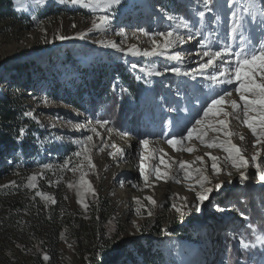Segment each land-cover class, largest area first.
Returning a JSON list of instances; mask_svg holds the SVG:
<instances>
[{
	"label": "rangeland",
	"instance_id": "rangeland-1",
	"mask_svg": "<svg viewBox=\"0 0 264 264\" xmlns=\"http://www.w3.org/2000/svg\"><path fill=\"white\" fill-rule=\"evenodd\" d=\"M167 1L122 0L121 5L108 12L99 9L93 12L71 3L60 4L59 0H47L45 6H36L33 0H20L19 3L12 0L13 9L19 15H26L22 22L20 16H12L8 9L0 10V95L22 99L26 112L32 113L29 117L38 128L28 141L27 152L19 158L23 163L26 156L30 168L23 173L16 169L0 180V198L19 206L11 212L0 208V216L7 213L13 217L9 221L0 218V264H118L126 250L132 248L128 242L131 238L151 239L152 249L163 253L169 264H264V244L256 242L257 235H264V182L255 175L252 161L259 150L257 160L264 167V146L255 145L256 137L243 123L242 112L239 119L236 115L227 118L226 130H208L204 143L194 138L177 145V148L194 146L191 153L177 151L167 143L172 135L186 134V129L202 115L201 108L210 97L225 88L233 89L232 85H212L208 77L217 69L210 67L200 71V64L207 62L202 53L226 46L238 51L239 39H232L231 29L241 17L245 37L250 35L254 42L258 41L261 36L259 18L253 22L243 11L252 0H237V6L226 8L225 15L217 13L211 4L208 7L212 10L207 11L203 0ZM48 5L55 10H65L42 17L38 11ZM200 11L205 12L202 18L198 15ZM100 15L109 16L104 26L106 31L92 28V20ZM33 16L37 17L36 21ZM169 16L174 19H168ZM180 18L188 21V29L175 27ZM200 23L203 25L199 29ZM73 24L76 27H72ZM121 29L126 36L118 34ZM173 30L185 40L161 54L144 56L128 50L131 45L141 53L151 50V41L144 32L151 35ZM80 32L87 33L84 39L79 38ZM189 32L191 39H188ZM45 34L47 42L42 38ZM57 34L70 39L58 40ZM111 42L118 48L105 46ZM176 52L181 54L180 60L167 58ZM225 59L232 61L234 57L229 55ZM99 61L108 65L122 63L144 81L147 94L139 127L132 124L131 114L117 115L116 105L111 106L114 98L104 104L100 98L92 107L86 104L80 108L67 98V92L74 90V85L89 78L82 68ZM26 64L30 67L23 70ZM173 67L189 75H177L171 71ZM152 70L159 74L149 75ZM23 80L28 81L27 87L19 86ZM231 99L242 103L234 91ZM158 109L163 112L161 117L155 114ZM226 110L232 111L227 106ZM97 119L108 120L109 124L105 127L95 125ZM88 120L96 126L99 136L88 130ZM77 124L84 127L77 130L73 127ZM113 130L121 135L127 133L122 136L134 142V158L139 165L141 155L149 157L144 161L146 171L153 167L165 170L160 162V156L164 155L168 164L173 160L193 162V169H203L213 183L225 181L223 189L213 192L210 200L197 211L195 192L191 190L199 188L197 173L193 171V179L185 180L178 164H172L166 180L156 181L151 177L159 186L166 183L160 198L155 193L160 189L143 194L138 187L134 190L138 197L131 202L123 200L121 194L126 179L116 177L107 169L101 170V163L111 158L109 153L115 151L107 135ZM87 135H93L94 147L90 155L95 168L89 167L82 156L73 155L81 151V142ZM144 139L149 141L147 149L140 143ZM225 141L239 147L249 160V166L241 169L248 175L247 181L240 180L223 147L207 146ZM105 144L108 147H104ZM208 154L217 157V164L222 168L219 176L213 173ZM196 156L203 157V163L196 161ZM68 158H71L69 167L83 161L82 171L87 174L85 179L91 183L95 195L79 186L81 171L73 173L63 167ZM33 175L36 188L28 186V177ZM134 179L128 176V180ZM12 181L16 186H10ZM139 182H144L141 175ZM69 183L74 187L69 188ZM37 191L53 197L56 203L46 202L36 195ZM144 196H151L156 204H149ZM81 199L88 205L87 210L79 202ZM173 203L184 206L183 216L172 208ZM98 220L105 223L104 229L98 227ZM249 224L253 228H249ZM176 226L186 228V232L169 230ZM158 229L161 232L158 233ZM244 243L255 246L245 248ZM44 255L49 257L47 261Z\"/></svg>",
	"mask_w": 264,
	"mask_h": 264
},
{
	"label": "snow or ice",
	"instance_id": "snow-or-ice-1",
	"mask_svg": "<svg viewBox=\"0 0 264 264\" xmlns=\"http://www.w3.org/2000/svg\"><path fill=\"white\" fill-rule=\"evenodd\" d=\"M19 3L20 0H17ZM36 6H45L47 4V0H33ZM212 2V0H203L204 7L207 11H211L212 9L208 7V5ZM60 4H68L79 5L83 8L90 9L91 11L101 10L104 12H108L114 8V6H119L122 3V0H59ZM243 11L247 13L253 22H256L259 18V25L261 36L260 39L256 42L253 41V38L249 35L245 37L243 32V18H238L237 23L231 29L232 39L235 41L239 39V44L237 45L238 51H233L231 46H226L220 48L218 50L212 51L211 49L208 51H204L202 55L207 57L206 63L200 64V71L203 72L204 69L214 67L217 69V72H214L212 75L208 77V79L212 82V85L223 86V85H232L233 89L230 91L228 89H224L222 92L217 93L215 96L210 97L209 101L202 106L201 111L202 115H200L195 122L186 129V134H181L179 136L172 135L171 138L167 141L171 147L177 151H186L193 152L194 146H186L177 148V145H182L184 141H191L194 138L199 139L201 143H204L205 137L208 134V130H213L216 132H220L226 130L228 128V120L227 118L231 115H236V118L239 119V113L243 114V123L250 129L252 135L256 137L255 145L264 146V0H252L248 6L244 7ZM198 15L202 18L205 15L204 11L198 12ZM235 16V13H233ZM32 19L34 21L37 20V17L33 16ZM168 19H174V17L169 16ZM109 22L108 15H100L92 20V28L97 30H107L104 26H106ZM72 27H76L75 24ZM176 28H189L188 21L183 18L179 19V22L175 25ZM91 30V29H90ZM41 31H44L41 29ZM143 31V30H141ZM121 36H126L123 29L118 33ZM145 36H149L151 41V50L145 49L142 53L136 48L135 45H131L129 47V51L134 54H142L144 56H153L157 54H161L162 51H166L169 48L174 47L178 43H183L185 37L176 31H165V32H157L155 34H149L147 32L143 33ZM199 34V33H197ZM87 33L80 32L78 36L80 39H84ZM132 35H136L133 33ZM45 42H47V35L45 34L42 37ZM192 35L189 32L188 39H191ZM56 39L58 40H66L70 39V37L66 35L57 34ZM100 43H104L100 41ZM202 43V42H201ZM105 46H109L113 49L118 48V45L115 42H111L110 44H106ZM233 56L234 60L229 61L226 60V56ZM168 59L171 60H180L181 54L176 52L174 55L168 56ZM135 67V66H134ZM177 75H189L188 72L181 73V69L179 67H173L171 69ZM159 74L156 73L155 70H152L148 73ZM233 91L238 95L239 101L242 103H238L236 99H231L233 96ZM226 106L232 109L231 112L226 110ZM25 116H32L31 112H25ZM87 125H90L89 131L96 136H99L100 133L97 131L95 125H99L100 127H105L109 124L108 120L97 119L95 121V125L91 120H88ZM74 128L79 130L83 125H73ZM111 131V129H109ZM19 134L22 136L24 134V128H20ZM122 135L127 136V133H122ZM225 135H231L230 132H225ZM243 139V137H241ZM93 135H87L85 139L81 142V151L75 152L73 155L76 157H83L84 161H87V164L91 168H95V165L92 162V158L90 155L93 145ZM141 145L147 149L149 141L147 139L140 141ZM209 148L212 147H223V150L229 153L228 159L231 160L232 166L236 168L239 173L240 180L247 181L248 175L245 172L241 171V169H246L249 166V160L242 155V150L237 147L235 144H232L231 141H225L221 143H209L207 145ZM104 147H108L107 144ZM116 151L110 152L109 155L117 158L119 154L123 151L122 149L116 147V145H112ZM101 151L104 149L101 148ZM161 152L163 150L161 149ZM212 164L211 169L216 176L222 172V168L217 164V157L211 156L208 154ZM259 156V150L257 154L252 157V161L254 162V167L256 169L255 175L258 177L259 181L264 182V167L261 166L262 162H258L257 158ZM149 157L141 155L139 171L140 175L143 177L145 186H150L153 181L151 177L154 176L156 181L166 180L170 176V170H172V164H178V168L183 172V176L185 180L193 179V171L197 173L196 176V184L199 188H193L195 192V200L196 205L195 209L197 211L200 210V205H203L205 202L209 201L213 192H220L223 189L224 184L226 183L223 180H217L213 183V180L205 175L204 170L201 168L193 169L192 163L185 160L175 161L173 160L172 164L165 163L164 155L160 156V162L164 164L165 170H161L159 167H153L151 171H146V164L144 163ZM196 161H200L203 163V157L196 156ZM71 164V158L65 160L63 167L68 168L69 171L73 173L77 171H81V177L79 181V186L83 188L85 191L92 192L95 195V190L92 188L91 183L85 179L87 175L82 171L84 167L83 161L76 166L69 167ZM45 167H51L50 165H46ZM232 173L229 172L228 176H231ZM28 186L30 188H36L37 185L35 183L36 176L28 177ZM177 183H180V180H176ZM230 182V181H228ZM10 186H16L15 181L10 182ZM69 188L74 187L72 183L68 184ZM37 196H41L46 202H51L55 204L56 201L53 197L43 194L39 191L36 192ZM145 199L149 204H156V201L151 197L147 196ZM186 200L187 198H183ZM85 210H87L88 205L84 203L83 199L79 201ZM139 204L140 201L137 200ZM172 208L175 209L177 213L181 216L184 215V206H177L175 203L172 204ZM220 211H224V209H220ZM139 214V209L137 210ZM148 215L151 216V211L148 212ZM135 225V221L133 222ZM249 228H253L252 224L248 225ZM137 231H140L139 225H136ZM164 231V230H162ZM168 233L165 231V235ZM63 238V237H62ZM256 242L264 244V235H257ZM70 246V245H69ZM249 246H255V244L244 243L243 247L248 248ZM43 259L47 261L49 257L44 255Z\"/></svg>",
	"mask_w": 264,
	"mask_h": 264
},
{
	"label": "trees",
	"instance_id": "trees-1",
	"mask_svg": "<svg viewBox=\"0 0 264 264\" xmlns=\"http://www.w3.org/2000/svg\"><path fill=\"white\" fill-rule=\"evenodd\" d=\"M166 2L168 3L167 0ZM167 3L165 4L167 5ZM210 4L217 13L221 12V15H225L226 13L223 12L226 8L237 6V0H224L223 3H220V0H212ZM5 9H8L14 17L20 16L21 22L23 17L26 18L25 14L19 15L13 9L12 0H0V10ZM57 10L62 12L65 9L58 8L55 10L54 6L48 5L39 10L38 13L42 17H48L58 12ZM202 25L203 23H200L198 28L200 29ZM29 67L30 65L26 64L23 70ZM82 70H86L89 78L86 77L82 84L74 85V90L67 92V98L70 102L79 108L86 106V104H90L92 107L100 98H102V104L106 100L114 98L115 103H111V106L116 105L117 115L122 116L125 113V116H128L131 114L132 124L139 127L147 94L146 85L139 74L136 71L132 72L122 63L108 65L102 61L97 64L92 63L90 67H84ZM29 78L32 79L31 76ZM27 82L23 80L19 86L27 87ZM25 112L26 107L22 99L14 98L12 95H0V180L16 169L23 173L31 166L26 156H24L23 163L19 161L20 154H24L28 150V141L33 137V132L38 129L35 121L24 115ZM155 114L161 117L163 112L158 109ZM22 127L24 128V134L21 136L19 130ZM0 205V208H4L7 212L19 207L14 205L13 202H6L1 198ZM0 218L9 221L13 217L8 216L6 213L1 215ZM104 224L100 220L97 221V225H99V228L101 226V230L104 229ZM169 230L186 232V228L182 226L170 227ZM157 232L159 233L161 230L158 229ZM128 242L132 248L126 250L124 258L118 264H169L163 253L152 249L151 239L131 238Z\"/></svg>",
	"mask_w": 264,
	"mask_h": 264
},
{
	"label": "bare ground",
	"instance_id": "bare-ground-1",
	"mask_svg": "<svg viewBox=\"0 0 264 264\" xmlns=\"http://www.w3.org/2000/svg\"><path fill=\"white\" fill-rule=\"evenodd\" d=\"M30 39L31 38H27L26 40H30ZM107 135L109 137L110 142L116 145V147L122 149L123 151L119 154L117 158H114L113 156H111V158H106L105 162L101 163V170L103 171L107 169L109 172H112V174L115 175L116 177L122 176L126 179L125 181L126 183L122 187L123 191L121 197H123V200H129L131 202L136 197H138V194L134 192V190H136V188L138 187L140 188L141 193L143 194H145V192H147V194L149 193L151 194V191L155 192V188H157L158 190L160 189L159 192H155L157 193L158 198H160L164 190L163 188L165 187L164 185H166V183H161L162 186H159L158 182H153L150 188L145 186L144 182L138 183L140 171H139V164L137 160L134 158V142L129 139H126L121 134L117 133L115 130H113L112 133L111 132L107 133ZM128 176L129 178L134 177L135 179L132 181L128 180ZM127 182H129L130 183L129 185L131 186H127L128 184ZM167 185L169 188L172 187V186L170 187L169 184ZM171 189H173V191H176L174 190L173 187Z\"/></svg>",
	"mask_w": 264,
	"mask_h": 264
}]
</instances>
